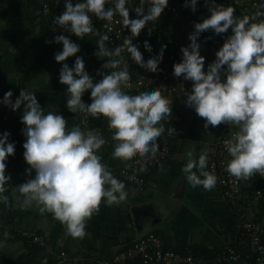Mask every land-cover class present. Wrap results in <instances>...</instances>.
<instances>
[{
	"label": "clouds",
	"instance_id": "9594fccd",
	"mask_svg": "<svg viewBox=\"0 0 264 264\" xmlns=\"http://www.w3.org/2000/svg\"><path fill=\"white\" fill-rule=\"evenodd\" d=\"M106 3L107 0H83L73 4L72 0H64V11L52 20L54 25L80 38L94 32L92 15L111 22L118 14L122 17L123 27L131 33L113 50L105 43L110 39L109 35L95 30V35L100 37L95 55L102 59L119 58L106 60L102 68L110 71L98 72L102 79L97 82L85 70L82 57H77L71 68L63 63L75 56L80 46L63 34L55 36L54 42L63 45L62 51L55 54V61L62 63L59 82L67 85V108L75 114L107 119L108 128L114 130L112 140L117 142L113 158L130 160L137 155H155L157 140L164 132L160 122L172 115L169 100L158 89L127 94L123 90L131 86L127 64L123 70L113 69L120 68L124 62L122 54L127 52L141 68L153 73L159 70L164 47L145 62L133 37H138L148 22L161 17L168 0H139L134 9L137 19H130L127 0H115L111 8H106ZM205 3L208 4V0ZM185 7L196 11L197 0H185ZM208 10L210 16L194 24V31L188 36L190 44L181 47L182 60L173 65V75L192 82L191 91L185 92L186 105L205 121V129L221 124L234 125L238 129L225 141L231 157L226 171L237 180H249L257 174L264 177V19L251 22L264 13L239 18L232 6L217 5L214 0ZM229 29L232 34L227 36L205 72V58L200 55L198 37L208 30L222 34ZM143 46L152 52L148 41H144ZM222 74L226 77L223 80ZM89 90L91 103L87 104L82 97ZM12 96V91L6 92L0 103L13 111L24 106L21 117L25 125L22 132L26 137L23 157L29 165L27 174L31 176L35 171L34 178L14 188L19 193L17 199L22 197L26 207L35 203L41 214H53L65 226L67 235L82 238L86 234L87 221L99 210L102 201L111 205L126 197L125 185L112 175L101 162L102 157L97 155L106 140L94 129L84 131L74 125L69 130L62 115L51 111L45 113L34 91L21 89L14 103ZM9 136L8 132L0 136V200L4 203L8 201L3 195L5 185L11 179L5 174L6 160L15 153V144L8 142ZM187 156L188 162L182 169L187 181L193 187L214 188L218 178L206 170L207 153H201L198 160L193 158L191 151Z\"/></svg>",
	"mask_w": 264,
	"mask_h": 264
},
{
	"label": "crops",
	"instance_id": "0c3cea01",
	"mask_svg": "<svg viewBox=\"0 0 264 264\" xmlns=\"http://www.w3.org/2000/svg\"><path fill=\"white\" fill-rule=\"evenodd\" d=\"M212 2L208 1L207 9ZM40 3L41 0H9L8 8L0 14V101L6 92L12 91L14 103L21 89L27 88L35 92L45 113L51 111L62 115L67 120L69 130L78 125L81 130L87 131L89 129L79 122L81 113H72L67 108V85L59 82L62 63L55 61V54L63 48L62 44L54 42L55 36L61 33L43 25L39 16ZM235 15L239 18L246 16L240 12H235ZM187 29L188 25L185 35L178 37L177 43L182 47L190 44L188 36L193 30ZM231 34V29L222 34H216L213 30L200 34L198 43L200 55L205 58V72ZM69 38L80 46L75 56L63 62L70 68L77 57L83 58L87 72L95 64L111 59L95 55L100 37L94 33ZM174 64L170 70L172 75ZM173 77L179 87L175 95L179 113H172L178 128L170 142L169 155L162 163L143 174L144 184L138 188L121 177L120 168L127 160L113 158L117 143L112 140L114 130L106 133V143L97 155L102 157L101 162L112 175L125 185L126 197L111 205L102 201L99 210L87 221L86 234L82 238L67 235L65 226L53 214H41L35 203L26 207L22 197L17 199L19 193L14 188L35 176L34 170L31 176L27 174L29 165L23 157L26 137L22 132L25 125L21 117L24 106L13 111L0 103L1 136L4 132L10 133L8 142L15 144L14 155L6 160L5 174L11 179L5 185L6 192L3 195L8 197V201L4 203L0 200V264H48L54 259L57 250L85 254V248L99 251L104 258L112 259L150 231L160 233L168 247L182 244L213 252L234 241L236 218L226 206L217 184L211 190H206L202 185L193 187L182 169L188 162L189 151L198 160L201 153H207L221 132L237 128L221 124L205 129V121L186 105L185 92L191 91L192 82L183 76ZM221 78L223 80L226 77L222 74ZM23 233L42 236L51 250L29 244V237Z\"/></svg>",
	"mask_w": 264,
	"mask_h": 264
},
{
	"label": "built area",
	"instance_id": "2783aa9c",
	"mask_svg": "<svg viewBox=\"0 0 264 264\" xmlns=\"http://www.w3.org/2000/svg\"><path fill=\"white\" fill-rule=\"evenodd\" d=\"M72 2L75 4L83 2V0H72ZM131 2L132 0H127L126 7L129 10L133 6V2ZM114 3L115 0H107L106 8L113 7ZM220 3L225 7L232 6L235 12H240L249 17L256 15L258 12L264 13V0H220ZM182 5V0H173L172 2L169 0V13L173 18L182 17L184 14ZM8 6L9 0H0V14ZM206 7L207 4L202 14L206 12ZM186 8L187 10L191 9L190 7ZM63 11L64 0H41L39 7L40 20L45 23L48 29L76 38L74 34L65 32L64 29L52 23L53 18L59 16ZM91 18L94 34L95 30H99L101 34L109 35L110 39L105 42L109 49L114 50L116 47L121 46L123 39L131 35L130 30L123 27L122 17L118 14L111 22L99 20L94 15ZM261 19H264V15L251 22H259ZM201 20L198 19L196 22L190 23L188 25L189 29L194 30V24ZM146 31V36L144 34L142 37H133V43L138 45L145 62L149 58L158 55L160 49L164 47L163 59L158 65L159 70L153 73L141 68L127 52L122 54L124 62L120 68L113 70H123L126 63L131 75V86L123 89L127 94L137 95L140 92L158 89L169 100L171 107L173 94H176L179 88L171 74V64L176 59L182 60V46L156 24L147 27ZM144 41H148L150 44L151 53L144 48ZM109 58L119 59L118 57ZM104 63H97L88 71L94 82L102 79L98 72L108 73L110 71L102 68ZM82 100L87 104L91 103L90 90L85 92ZM79 122L88 129L97 130L103 138L110 131L108 121L104 117L97 118L81 114ZM160 123L164 127V132L157 140L158 151L155 155L151 153L145 157L137 155L127 160L120 168L121 177L138 188H142L144 184L143 174L162 163L169 155L170 142L176 134L177 124L172 115L165 117ZM237 130H228L226 133L221 134L207 151L208 171L217 176L216 184L223 199L229 202L231 210L238 214L234 224V241L222 245L220 249L213 251L210 255H196L197 253L194 254V251L190 248L179 252L172 247H167L160 233L150 231L135 240L130 247L116 254L112 259L104 258L99 251L90 248H85V254L57 250L54 259L48 264H264V210L260 216L255 214L258 211V206H264V177L259 174L253 176L258 183L256 186H250L248 182L244 183L243 180H237L226 171L227 163L231 157L227 152L225 141L229 140ZM23 235L29 237V244H37L46 250H51V246L42 236L33 233H23Z\"/></svg>",
	"mask_w": 264,
	"mask_h": 264
},
{
	"label": "trees",
	"instance_id": "16d2710c",
	"mask_svg": "<svg viewBox=\"0 0 264 264\" xmlns=\"http://www.w3.org/2000/svg\"><path fill=\"white\" fill-rule=\"evenodd\" d=\"M172 1L173 0H170V2H172ZM214 1L218 5L220 4V0H214ZM132 2H133V4H132L133 6L131 7V10H130L131 11V13H130V19H137L138 17L136 15L134 9H135L136 6H138L139 0H132ZM168 2H169V0H168ZM182 3H183V5H182V12L184 13L182 15V17H180L178 19L173 18L171 16V14L169 13L170 10H169V7L167 6L165 8L164 12L162 13L161 17L159 19H157L156 21H150V22H148V24L141 31V33H140L139 36L142 37V36H144V34L146 36L147 27H149L152 24H156V25H158L159 28H162L165 32H167L170 37H172L174 40H176V42H179L178 37L185 35V32L184 31H185L187 25H189L190 23L196 22L198 19H203V18H207V17L210 16V12L208 11L207 7H206V12L204 14H202V11L205 10V5H206L205 0H197L196 11H192V9L187 10V8L185 7V0H182ZM147 7H148V4L146 3L145 4V11H147ZM43 25L46 26L44 23H43ZM46 28L48 29L47 26H46ZM187 30H189V29H187ZM65 36H68V35H65ZM73 40H75V39H73ZM178 61L180 62L179 59H176L173 62V64L176 63V62H178ZM171 66H172V64H171ZM175 95L176 94H173V97H172V106H171L172 107V113H179V111L177 109V105H176V98H175L176 96ZM173 120H175L174 117H173ZM176 124H177V122H176ZM177 128H178V125H177ZM227 131L228 130H226L224 132H221V133L223 134V133H226ZM207 171H208V168H207ZM242 182H244V183L245 182H248L250 186H256V184L258 183L257 180L254 179V177H252L249 180H243ZM229 205H230V203L229 202H226V206L229 208L230 212L236 218V216H238V214L235 213L234 211H232ZM263 207L258 206V211L255 212L256 216H260L262 214V212L264 210ZM250 217H252V215H250ZM172 248L174 250H176V251H179V252H183L187 248H190V249L193 248L192 250L194 251V254L197 253L196 255H205V256H207V255H210L212 253L211 251H208V250H198L197 249L198 247H191V246L189 247V246H185V245H182V244L181 245L172 246ZM194 248H195V250H194Z\"/></svg>",
	"mask_w": 264,
	"mask_h": 264
},
{
	"label": "rangeland",
	"instance_id": "374dc122",
	"mask_svg": "<svg viewBox=\"0 0 264 264\" xmlns=\"http://www.w3.org/2000/svg\"><path fill=\"white\" fill-rule=\"evenodd\" d=\"M194 31V30H193Z\"/></svg>",
	"mask_w": 264,
	"mask_h": 264
}]
</instances>
